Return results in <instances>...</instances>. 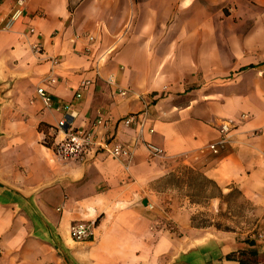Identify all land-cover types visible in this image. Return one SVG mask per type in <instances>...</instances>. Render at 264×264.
<instances>
[{"label": "crops", "instance_id": "obj_1", "mask_svg": "<svg viewBox=\"0 0 264 264\" xmlns=\"http://www.w3.org/2000/svg\"><path fill=\"white\" fill-rule=\"evenodd\" d=\"M14 3L0 0V264H264V0H26L2 30ZM40 85L70 105L73 127L101 113L98 136L123 142L138 124L121 120L146 105L143 137L163 154L59 159L44 139L63 113L43 107ZM223 121L236 127L214 155ZM188 171L239 191L253 227L192 226L227 205L187 193ZM78 222L94 223L89 239L70 236Z\"/></svg>", "mask_w": 264, "mask_h": 264}, {"label": "built area", "instance_id": "obj_2", "mask_svg": "<svg viewBox=\"0 0 264 264\" xmlns=\"http://www.w3.org/2000/svg\"><path fill=\"white\" fill-rule=\"evenodd\" d=\"M25 3L26 0H15L11 12L3 20L1 27L2 30L9 31L14 23L23 16ZM30 32L33 33L34 30L30 29ZM88 39L93 41V37L91 36H89ZM32 49L34 53L41 54L42 50L38 44H33ZM49 60L52 67L57 64L56 58L51 57ZM44 81L47 84L56 83L52 69H50ZM106 81L116 88L120 96L126 97L129 95V90L120 88L112 76H109ZM90 84L91 81L82 80L76 89L75 98H81L82 92L86 90ZM35 93L45 109L54 108L56 111L63 113L62 117L52 128L55 136L52 139L51 145L48 146L52 149L54 155L59 159L74 163H86L95 152H101L114 160L121 161L125 163V165H128L133 159L135 151L140 146H143L152 156H161L163 154V150L160 147L146 141L143 137V130L147 120L146 105L144 106V109L141 113V117H139L138 114L133 113L121 120V124L126 127L133 123L138 124V132L135 138L129 142H123L116 139V137L107 134L100 137L98 136V133H96V128L98 129L101 126H105L107 123L103 114L100 113L98 115L90 130L75 128L73 127L74 114L70 111L69 104L59 101L54 105L51 94L44 86L41 85L36 87ZM247 117L248 115L242 114L240 119L245 120ZM235 127L236 123L233 121L221 122L218 127L219 139L216 142L208 144L207 149L214 155L218 154L220 147L227 143L230 134L235 129ZM152 131V129L149 130V132ZM93 227V222L74 223L70 227V236L77 241L87 240L92 236Z\"/></svg>", "mask_w": 264, "mask_h": 264}, {"label": "rangeland", "instance_id": "obj_3", "mask_svg": "<svg viewBox=\"0 0 264 264\" xmlns=\"http://www.w3.org/2000/svg\"><path fill=\"white\" fill-rule=\"evenodd\" d=\"M121 34L122 36L128 34V22ZM186 192L194 195L190 189H187ZM194 197L199 199L200 195H195ZM222 203H226L227 206H222L224 210H218L215 214L205 210L200 211L199 214L194 216L191 222L192 226L205 228L213 225L216 228L225 230H244L253 227L255 221H253L251 216H248V212H251V207L246 204L241 195L233 191L231 195L222 199Z\"/></svg>", "mask_w": 264, "mask_h": 264}, {"label": "trees", "instance_id": "obj_4", "mask_svg": "<svg viewBox=\"0 0 264 264\" xmlns=\"http://www.w3.org/2000/svg\"><path fill=\"white\" fill-rule=\"evenodd\" d=\"M250 68H253V65H249ZM52 140L50 137L46 136L44 139V144L46 146L51 145ZM189 172V177H188V185L190 187V190H192V193L194 195H202L205 191V189L209 188V195L210 197H217V198H225L226 196L231 195V193L234 191L238 195H240L239 191L237 190H232L228 195H223L221 190L215 185V183L211 180L206 179L204 176L201 174H193L192 172ZM251 255L254 256V254L251 252ZM251 264H254L253 261H251Z\"/></svg>", "mask_w": 264, "mask_h": 264}]
</instances>
